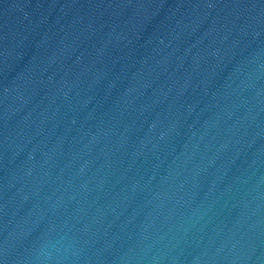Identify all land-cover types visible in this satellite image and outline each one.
Returning a JSON list of instances; mask_svg holds the SVG:
<instances>
[{"label":"water","instance_id":"obj_1","mask_svg":"<svg viewBox=\"0 0 264 264\" xmlns=\"http://www.w3.org/2000/svg\"><path fill=\"white\" fill-rule=\"evenodd\" d=\"M0 264H264V0H0Z\"/></svg>","mask_w":264,"mask_h":264}]
</instances>
